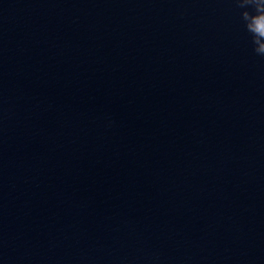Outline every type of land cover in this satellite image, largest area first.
Instances as JSON below:
<instances>
[{
  "label": "water",
  "instance_id": "obj_1",
  "mask_svg": "<svg viewBox=\"0 0 264 264\" xmlns=\"http://www.w3.org/2000/svg\"><path fill=\"white\" fill-rule=\"evenodd\" d=\"M0 264H264V0H0Z\"/></svg>",
  "mask_w": 264,
  "mask_h": 264
}]
</instances>
